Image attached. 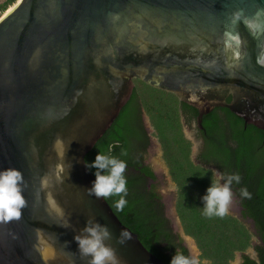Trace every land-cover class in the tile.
Returning <instances> with one entry per match:
<instances>
[{"label":"water","instance_id":"obj_1","mask_svg":"<svg viewBox=\"0 0 264 264\" xmlns=\"http://www.w3.org/2000/svg\"><path fill=\"white\" fill-rule=\"evenodd\" d=\"M136 78L198 109L201 127L227 107L264 129V0H18L4 13L0 168L23 172L27 206L0 221V264H88L73 237L89 219L110 229L119 264H167L89 189L86 156Z\"/></svg>","mask_w":264,"mask_h":264},{"label":"trees","instance_id":"obj_2","mask_svg":"<svg viewBox=\"0 0 264 264\" xmlns=\"http://www.w3.org/2000/svg\"><path fill=\"white\" fill-rule=\"evenodd\" d=\"M17 2L0 0V16ZM221 111L225 117H221ZM144 114L149 117L169 174L177 186L175 207L184 234L195 240L200 259L211 264H232L241 252L240 264H264L263 245L257 246L260 258L246 253L256 234L229 212L223 217L204 215L201 199L211 180L218 179L217 172L222 182L223 177L238 173L241 181L233 182L231 190L241 198L244 215L255 220L258 233L264 238V149L257 134L259 128H245L243 119L227 108H217L204 117L206 152L195 159L184 117L194 121L197 110L177 95L137 78L131 100L86 156L87 164L99 151L126 161L127 204L120 210L115 207L119 196L106 198L115 214L139 235L149 251L167 264L176 250L192 256L182 235L174 232L163 197L151 183L156 180V173L146 161L151 135ZM89 169L95 173L94 168ZM241 188H247L251 198L241 196Z\"/></svg>","mask_w":264,"mask_h":264},{"label":"clouds","instance_id":"obj_3","mask_svg":"<svg viewBox=\"0 0 264 264\" xmlns=\"http://www.w3.org/2000/svg\"><path fill=\"white\" fill-rule=\"evenodd\" d=\"M87 167L95 169V180L92 182L90 193L97 198H108L119 196L115 202L117 209L123 210L127 204V179L124 175L127 168L126 161L101 151L95 159L87 164ZM216 180H211L205 194L201 197L203 201L204 215L208 217H223L228 213V207L232 200L231 185L233 182L239 184L241 177L238 173L230 174ZM26 187L23 172L14 167L0 168V221L9 222L19 220L22 210L27 206L24 195ZM241 196L251 198L247 188L240 189ZM65 227L70 226L65 221ZM121 236L130 239L129 233L121 232ZM78 251L83 257H88V264H119L115 249L107 242L111 240L112 233L107 225L89 219L78 234L74 235ZM124 240H121L123 243ZM170 264H200L197 256H185L179 251L170 260Z\"/></svg>","mask_w":264,"mask_h":264},{"label":"rangeland","instance_id":"obj_4","mask_svg":"<svg viewBox=\"0 0 264 264\" xmlns=\"http://www.w3.org/2000/svg\"><path fill=\"white\" fill-rule=\"evenodd\" d=\"M144 117H145V121H146L148 130H149L150 135H151L149 165L153 168V170L156 173V179L158 180V184H159V187L161 190L163 201L166 204L167 213H168L175 229L177 230V232L180 233L182 235V237L184 238L185 244L188 246V248L191 252V255L197 256L200 260V264H211L209 261L200 259V257H199L200 251H199L197 245L195 244V242L191 238L187 237L184 234V230H183L182 224L180 222V219L177 215L176 207H175L176 199H177V186L173 182V180L169 174L168 167L166 165V162L163 159L161 145H160L157 137L154 135V129L150 124L149 117L146 114H144ZM184 120H185V132H186V135L193 141V144H194L193 156L195 159H197V154H198V150L200 147V142H199L198 138L196 137V135H197L196 122L195 121L190 122L187 119V117H184ZM217 177L221 178L219 172H217ZM221 183H223L222 180H221ZM228 212L233 214V215L238 216L233 211L230 204L228 207ZM249 255H251L252 257L255 256L254 253L252 252V250L249 251ZM240 261H241L240 255H237L235 261H233L232 264H238Z\"/></svg>","mask_w":264,"mask_h":264},{"label":"flooded vegetation","instance_id":"obj_5","mask_svg":"<svg viewBox=\"0 0 264 264\" xmlns=\"http://www.w3.org/2000/svg\"><path fill=\"white\" fill-rule=\"evenodd\" d=\"M232 101V96H230L229 98H228V102H231ZM185 103V102H184ZM187 104V103H186ZM189 105V104H188ZM191 106V105H190ZM193 107V106H192ZM193 108H195V107H193ZM217 108H220L221 110H224V109H226L227 107H217ZM217 108H215V109H217ZM196 109V108H195ZM214 109V110H215ZM227 109H229V108H227ZM197 110V112H198V114H197V117H196V119L194 120L195 122H196V128H197V135H196V137L198 138V140H199V142H200V147H199V150H198V154H197V157H199V156H202L203 154H205V152H206V150H205V147H206V144H207V137H206V134H207V131H206V129H205V127H204V125H203V122H204V117L206 116H204L203 117V119H202V127L198 124V115H199V111H198V109H196ZM213 110V111H214ZM230 111H231V109H229ZM212 111V112H213ZM211 112V113H212ZM232 112V111H231ZM210 113V114H211ZM232 113H234V112H232ZM224 112H220V115H221V117H225L224 116ZM235 114V113H234ZM236 115V114H235ZM237 116V115H236ZM239 117V116H238ZM239 118H241V117H239ZM241 119H243V118H241ZM244 120V119H243ZM244 125H245V128H248L249 126H255L254 124H251V123H247L246 122V120H244ZM255 127H257V126H255ZM257 128H259V127H257ZM259 130L260 131H258L257 132V134H259L260 135V137L262 138V147H263V149H264V129H261V128H259ZM262 160H264V150H263V155H262ZM232 191V196L235 198V200H236V202H237V205H238V207H239V210H240V215H241V217L243 218V219H247V220H249L251 223H252V225H253V227H254V231H255V236L253 237V243H252V246L246 251V253L247 254H249V251L250 250H252V252L254 253V257L253 258H260V253H259V251H258V249H257V246L259 245H263L264 246V238L261 236V235H259V233H258V229H257V226H256V222H255V220L252 218V217H250V216H245L244 215V207H243V205H242V201H241V198L240 197H238L236 194H235V192L233 191V190H231ZM240 218V217H239ZM241 219V218H240ZM172 228H173V230H174V232L175 233H178L177 232V230L174 228V226L172 225ZM180 234V233H179ZM238 255H240V258H241V261L238 263V264H240V263H242V261H243V254L241 253V252H239L238 253Z\"/></svg>","mask_w":264,"mask_h":264},{"label":"bare ground","instance_id":"obj_6","mask_svg":"<svg viewBox=\"0 0 264 264\" xmlns=\"http://www.w3.org/2000/svg\"><path fill=\"white\" fill-rule=\"evenodd\" d=\"M12 8H13V6H11L6 12H9ZM6 12H5V13H6Z\"/></svg>","mask_w":264,"mask_h":264},{"label":"crops","instance_id":"obj_7","mask_svg":"<svg viewBox=\"0 0 264 264\" xmlns=\"http://www.w3.org/2000/svg\"><path fill=\"white\" fill-rule=\"evenodd\" d=\"M187 237H189V236H187ZM189 238H191V237H189ZM194 242H195V240L193 239V238H191ZM196 244V243H195Z\"/></svg>","mask_w":264,"mask_h":264}]
</instances>
